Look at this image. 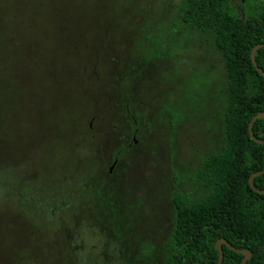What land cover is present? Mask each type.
Returning <instances> with one entry per match:
<instances>
[{
  "label": "trees",
  "instance_id": "1",
  "mask_svg": "<svg viewBox=\"0 0 264 264\" xmlns=\"http://www.w3.org/2000/svg\"><path fill=\"white\" fill-rule=\"evenodd\" d=\"M227 1L180 0L177 7L164 1L162 11L167 15L166 19L154 24L157 18L149 16L136 25L134 36H137L141 27L148 34L143 41L129 43L133 53L125 57L131 61L128 63L132 68L134 62L139 67L141 65L135 72L137 75H131L136 77L138 88L126 86L122 68L120 80L114 88L117 93L114 105L125 111L130 136L117 140L105 136L100 141L104 143L103 147L108 146L107 143H110L109 147L116 145L111 160L113 162L118 159L116 172L123 179L116 180V184L110 187H106L105 182L94 186L90 179L85 184V188L89 187L88 190H91V201L95 197L96 204L99 202L101 208L112 206L116 209L114 204L124 206L128 201L124 212L128 210L134 216L143 215L142 224L149 232H152L153 227L156 230L165 226L169 220L172 221V227L165 229L166 233L159 243L150 245V248L155 245L164 250V264H217V240L220 238L227 239L237 248L251 250L253 256L246 264H264V194L254 191L249 184L250 176L264 169V144L253 140L249 133L252 118L259 112H264V75L257 70L251 59L254 46L264 43V4L257 7L255 17L244 19L228 11ZM145 9V15H150L146 7ZM81 14L82 8L75 0H0V123H8L12 112L19 122H12L14 127L26 121L23 103L31 102L36 109L35 101L40 99L37 91L39 87L46 88L44 94L52 90V87L57 88L56 91L62 94L58 108L63 111V114L58 111V115L53 116L36 109L37 113H34L29 126L22 127L20 133H16L17 128L10 131L16 137L15 143L18 145L15 144L16 150L11 154L0 153V159H3L1 165L9 163L16 166L31 155L34 147L47 136L32 132L34 122L42 121L49 129L59 124L62 126L59 129L64 128V132H68V135L64 134L67 135L65 137L71 139L69 133L79 129L68 101L72 94L84 91L90 100L88 95L91 93L94 98L88 102L90 106L101 107L97 97L103 93L85 90L84 81L87 79L83 76L82 69L109 58L103 57V50L97 46L96 39L85 38L87 28L81 26ZM49 20H59L60 24L49 25ZM109 22L108 27L99 29L100 37L105 42L109 40L107 38H110L111 31L115 30L114 18L109 17ZM93 25L95 21L91 22V29ZM182 35L191 36L194 45L206 50L212 49L224 57L226 85L219 93V103L215 105L214 111L204 112L203 118L198 116L211 136V146L200 152L196 162L177 160L176 138L180 126L187 117L197 116L194 113L199 108H191L186 114L175 102L176 105L170 106L167 114H163L165 118L170 115V120H165L172 133L170 150L165 157L168 163L166 167L169 168L168 177L165 175L161 180L157 177L148 179L144 177L143 168L136 165L139 164L136 157H133L135 160H132V166L127 161L138 143L145 144L149 151L153 150L154 140L148 138L143 141L140 137H146V132L151 133L153 129V121L147 115L152 113L154 104L147 100L155 91H165L167 94V89H162L161 85L165 81L169 86L172 78L167 77L165 72L163 77L164 70L152 73L150 64L156 61L157 50H169L178 43ZM46 37L48 42L43 40ZM131 44L144 53L137 56ZM91 47H96L93 52ZM184 48H187L186 45H183L182 49ZM61 57L65 60H61ZM123 57L119 60L121 65L124 63ZM256 60L264 70V47L257 50ZM62 61L66 66H60ZM79 61L81 64L75 68ZM108 62L113 63L112 58ZM116 65L118 64L114 61L113 68ZM145 67L148 69L143 73L142 68ZM156 83L160 86L156 87ZM34 88L36 91H32ZM63 98H67V102ZM201 103L210 106L211 100L201 99ZM212 121H216V124L210 130ZM57 130L54 128L52 131ZM253 130L257 137L264 139L263 118L255 122ZM9 138L8 132L0 130L2 143ZM101 150L102 148L97 150V154L102 153ZM155 174H160V171ZM254 184L264 190V173L254 178ZM165 191L169 212L163 214L159 192ZM2 233L0 226V264H21L18 254H11L2 247ZM63 234L68 245H71L75 234L67 230H63ZM127 239L128 237H122L120 241ZM223 248L222 264H242L244 254L231 250L225 244ZM131 264H136V261Z\"/></svg>",
  "mask_w": 264,
  "mask_h": 264
},
{
  "label": "rangeland",
  "instance_id": "2",
  "mask_svg": "<svg viewBox=\"0 0 264 264\" xmlns=\"http://www.w3.org/2000/svg\"><path fill=\"white\" fill-rule=\"evenodd\" d=\"M164 1L176 7L180 2V0H75L82 8L80 23L87 28L86 31L84 30L85 38L96 39L97 46L103 50V57L109 58L108 60L112 58L113 63L103 59L100 64L93 63L91 67L85 66L82 69L83 76L87 79L84 81L85 90L102 92L103 94L97 97L102 105L98 108L90 106L88 102L94 97L89 93V100L84 91L74 93L68 98L72 115L79 124L78 131L69 133L71 139L65 137L68 132H64L66 131L64 128L59 129L62 128L59 124L49 129L42 121L34 122L32 132L47 136L34 147L31 155L25 157L16 166L9 163L0 164L2 247L11 254H18L21 264H131L133 256L129 248L120 241L124 236L115 240L117 233L109 230L110 223L106 219L107 209L97 206L95 197L91 201L93 199L91 190H88L89 187L86 189L85 184L95 175L103 176L113 163L111 154L116 145L109 147L110 143H107L108 146L103 147L104 143L100 142L103 137L108 136L117 140L130 136L125 111L114 105L116 101L114 97L117 95L114 88L118 85L122 71L124 74H131L141 68V65L139 67L135 62L134 68L129 65L131 61L125 56L129 57L133 52L128 44L135 40V43L143 41L148 34L141 27L137 36H134V29L142 20L153 16L157 18L154 23L157 24L162 19H166L167 15L162 11L165 7ZM262 4L264 0H228L226 8L244 19H251L257 15V7ZM145 7L150 15H145ZM109 17L115 20V30L111 31L110 38H107L109 40L105 42L100 37L99 29L109 26ZM92 21H95L93 29H91ZM47 22L52 26L60 24L59 20ZM43 40L48 42L49 39L46 37ZM192 40L189 35L180 36L178 43L172 45L169 50H157L156 61L150 64L152 73L164 70L163 77L165 72L172 80L170 87L165 81L161 85L162 89H167V94L165 91H155L147 100L154 104L155 111L152 110V113L147 115V118L153 121V129L151 133L146 132V137L143 135L140 137L143 141L148 138L153 139V150L149 151L145 144L138 143V146L132 149L131 157L127 161V163L131 162L129 165L132 166V160H135L133 157H136L139 160V164L136 165L143 168L144 177L148 179L158 176L161 180L165 175L168 177L169 168L166 167L168 163L165 157L166 152L169 153L170 150L169 141L172 133L170 125L166 124L165 120L167 118L169 121L170 115L168 114L166 118L164 115L167 114L166 111L170 106L176 105L175 102L183 109V113L194 107L199 108L194 113L197 116L187 117L179 128L176 138L178 139L177 160L196 162L200 152L211 146V136L206 132L198 116L203 118L206 111L212 113L215 105L219 103V93L226 85L225 61L220 53L198 47ZM183 45L187 48L182 49ZM133 47L135 48V45ZM94 48L91 47L92 52ZM74 52L78 53V50ZM134 53L138 56L144 52L135 48ZM114 54L118 58H115ZM121 57L124 61L122 65L119 63ZM124 58L127 60L126 63ZM60 59L65 60L62 57ZM114 61L118 65L113 68ZM59 64L66 66L64 61ZM80 64L81 61L75 65V68ZM147 69V67L142 68V72L146 73ZM155 86L160 85L156 83ZM45 89L41 87L37 89L40 94L39 101H35L37 111L48 112L53 116L58 115V111L63 114L58 108L62 94L56 91L55 87L44 94ZM32 91H36L35 88ZM201 99H210V106H204ZM63 100L67 102V98ZM41 101L43 103L40 104ZM33 107L31 102L23 103L28 117L25 116L26 121L16 127L12 125V122L19 123L17 117H13L14 112L12 118H8V123L4 125L0 123V130L10 134L7 142L0 141V153L11 154L16 150L15 144L17 146L18 143H15L16 137L11 132L17 128L16 133H20L22 127L29 126L34 113H37ZM215 124L216 121H212L209 129H214ZM54 128L58 130L52 131ZM100 148L102 153L97 154ZM2 161L3 159H0V162ZM158 170L160 174H155ZM159 194L161 211L166 214L169 212L166 191ZM129 212L127 210V213ZM63 230L75 234L71 245H68ZM131 240L135 239L131 238Z\"/></svg>",
  "mask_w": 264,
  "mask_h": 264
},
{
  "label": "flooded vegetation",
  "instance_id": "3",
  "mask_svg": "<svg viewBox=\"0 0 264 264\" xmlns=\"http://www.w3.org/2000/svg\"><path fill=\"white\" fill-rule=\"evenodd\" d=\"M124 75V83L126 84V86L132 85L131 89L135 87L138 88V84L136 83L137 81L135 80L136 77H131V75L136 76L137 73H125ZM115 161L116 165L112 171L111 165L108 168L107 173H105L103 176L98 174V176L95 175L93 178H90L94 186L101 185L105 182L106 187H110L111 185L116 184L115 182H117L118 180L123 179V176L119 175L116 172L118 159H114L113 163ZM157 178L159 179L158 176ZM96 201L97 199L95 200V202ZM98 203L97 206L99 205ZM113 206L116 209H113L112 206L106 207L108 212L106 219L108 220V223H110L109 230L111 232L117 233L115 240H117V238H121L122 235H124V237H128V239L123 243L129 248L133 256V260L131 262L136 261V264H164V250H161L155 245H153L154 247L150 248V245L155 242L159 243L161 238L164 237L166 233L165 229L168 230L172 227V221L169 220L165 226L158 227L156 230L155 227H153L152 232H149V230H146V227L142 224L144 220L143 215L134 216L135 214H131V212H124V207L128 206V201L124 203V206H122V204H114ZM114 211L116 212L114 213ZM139 220L140 222H138ZM131 238H134L135 240H131ZM132 243L134 245L131 246Z\"/></svg>",
  "mask_w": 264,
  "mask_h": 264
},
{
  "label": "water",
  "instance_id": "4",
  "mask_svg": "<svg viewBox=\"0 0 264 264\" xmlns=\"http://www.w3.org/2000/svg\"><path fill=\"white\" fill-rule=\"evenodd\" d=\"M261 47H264V43H260V44H257L256 46H254V48L252 49V52H251V59H252V62L254 64V66L257 68V70L262 75H264V70L258 65L257 60H256V52ZM260 118L264 119V112H259L258 114H256L252 118V120L249 123V133H250L251 138L253 140H255L256 142L264 144V139L257 137L255 135V133H254V130H253L255 122L258 119H260ZM115 165H116V161L111 166V171L113 170ZM263 173H264V169L260 170V171H257V172H254L249 178V184L252 187V189L254 191L258 192V193H261V194H264V190L263 189H259V188L256 187V185L254 184V178L256 176L260 175V174H263ZM224 244L227 245L231 250H233V251H235L237 253L244 254V258L242 260V264H246L248 262V260H250L251 257L253 256V252L251 250H244V249H241V248H237L234 245H232L227 239L220 238V239L217 240V247H218V251H219V260H218L217 264H222L223 263V259H224V248H223V245Z\"/></svg>",
  "mask_w": 264,
  "mask_h": 264
}]
</instances>
